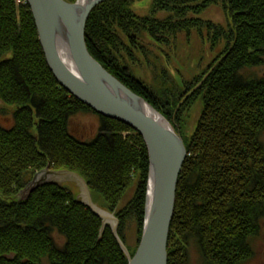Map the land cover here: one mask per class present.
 <instances>
[{
    "label": "trees",
    "instance_id": "1",
    "mask_svg": "<svg viewBox=\"0 0 264 264\" xmlns=\"http://www.w3.org/2000/svg\"><path fill=\"white\" fill-rule=\"evenodd\" d=\"M211 6L227 13L228 27L202 18ZM89 18L92 57L162 113L187 146L168 264H191L192 245L205 264L250 260L264 220V76L251 71L264 67V0H109ZM202 28L211 52L219 51L213 61L189 79L171 73L179 35ZM140 68L152 70V83L138 76ZM0 100L18 108L12 128L0 125V264H128L110 227L100 242L102 221L80 202L75 185L17 199L48 165L77 172L94 202L119 219L125 244L129 221L137 223L132 257L140 246L150 169L145 141L101 115L95 140L73 136L74 115L98 114L52 74L27 0H0ZM197 105L201 113L186 133Z\"/></svg>",
    "mask_w": 264,
    "mask_h": 264
},
{
    "label": "water",
    "instance_id": "2",
    "mask_svg": "<svg viewBox=\"0 0 264 264\" xmlns=\"http://www.w3.org/2000/svg\"><path fill=\"white\" fill-rule=\"evenodd\" d=\"M107 1L27 0V3L46 63L61 87L94 113L127 125L145 141L150 169L140 246L132 257L118 234L119 219L94 202L87 181L77 172L52 170L48 165L33 176L17 199L28 201L35 191L45 186L73 184L78 189L80 202L102 221L100 242L110 227L128 264H168V241L176 212L177 187L189 157L188 150L182 135L162 113L115 78L88 51L86 26L89 17Z\"/></svg>",
    "mask_w": 264,
    "mask_h": 264
},
{
    "label": "rangeland",
    "instance_id": "3",
    "mask_svg": "<svg viewBox=\"0 0 264 264\" xmlns=\"http://www.w3.org/2000/svg\"><path fill=\"white\" fill-rule=\"evenodd\" d=\"M140 13L145 12L139 11ZM202 18L204 20L215 23L219 26L228 27L229 18L226 12L222 9V7L211 6L207 9ZM207 32L205 28L198 31V29L193 30L190 33V37L185 34L179 35V41L176 44V51L171 54L172 61L170 62V71L173 74H183L185 79L192 78V76L196 75L199 71L197 68L200 62L203 59V66L210 63L211 60L215 57V55L219 52L213 51L211 52V45L208 42ZM157 60L152 61L153 63H157ZM151 65V63L149 64ZM137 68V66H136ZM138 76L140 78L145 79V81L152 83V70L150 68L148 70H141ZM252 73H255L258 76H264V67L256 68L251 70ZM18 110L17 106L4 104L0 100V125H2L5 129L12 128L15 124L14 113ZM200 105H197L187 119L186 133H190L196 124V119L199 117ZM101 119L99 115H95L90 112L79 113L74 115L71 121V131L73 136L79 138L81 141H93L97 137L101 129ZM264 142V137L262 138ZM134 190L127 195L124 199V204H127L129 200L132 198ZM97 202H102L101 198ZM260 234L253 238L252 241V250H254L253 257L243 262V264H264V220L260 223ZM126 244L130 249H134L137 246V223L134 221H129L126 229ZM54 237L57 241V244L63 246L65 244V238L61 236L59 233H55ZM190 252V263L191 264H205L201 259L200 252L197 251L196 247L192 245L189 249Z\"/></svg>",
    "mask_w": 264,
    "mask_h": 264
},
{
    "label": "flooded vegetation",
    "instance_id": "4",
    "mask_svg": "<svg viewBox=\"0 0 264 264\" xmlns=\"http://www.w3.org/2000/svg\"><path fill=\"white\" fill-rule=\"evenodd\" d=\"M145 7H146V5H144V4H141L140 5V11H144L145 10ZM173 47V46H172ZM176 51V48L174 47V49L171 51V54L172 53H174ZM170 58H171V61H172V57L170 56ZM214 59V58H213ZM213 60H211L210 62H212ZM202 62H203V59H202ZM202 62H200V64L199 65H202L203 63ZM209 64V63H208ZM198 65V66H199Z\"/></svg>",
    "mask_w": 264,
    "mask_h": 264
}]
</instances>
